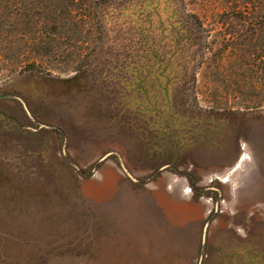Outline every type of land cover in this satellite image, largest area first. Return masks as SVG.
Instances as JSON below:
<instances>
[{"label":"rangeland","instance_id":"rangeland-1","mask_svg":"<svg viewBox=\"0 0 264 264\" xmlns=\"http://www.w3.org/2000/svg\"><path fill=\"white\" fill-rule=\"evenodd\" d=\"M230 1L185 0L195 48L148 63L128 25L0 0V264H264V78L230 50L262 31Z\"/></svg>","mask_w":264,"mask_h":264},{"label":"trees","instance_id":"trees-1","mask_svg":"<svg viewBox=\"0 0 264 264\" xmlns=\"http://www.w3.org/2000/svg\"><path fill=\"white\" fill-rule=\"evenodd\" d=\"M41 4L42 21L57 28H65L75 19L72 15L76 12H82L78 19L97 22L104 27L106 31L103 35L106 39L112 35L109 29L117 25L132 27L136 32V40L140 43L139 52L148 63L157 55L165 54L154 45L155 39L160 35L170 37L172 53L179 54L185 50L189 53L191 48H195L194 43L198 39L195 29L201 26L197 15L183 12L185 0H41ZM164 22L171 26V30L167 33H153V24L161 25ZM230 27L252 28V34L244 35L248 39L243 38L249 41L255 40L258 29H261L262 34L256 39L259 41L258 45L250 42L246 47L244 43H239L230 46V50L234 54L239 53L234 57L237 61L247 60V57L250 59L252 56V66L256 69L253 74L259 79L264 78V0H231ZM192 56L193 59L196 58V55Z\"/></svg>","mask_w":264,"mask_h":264},{"label":"water","instance_id":"water-1","mask_svg":"<svg viewBox=\"0 0 264 264\" xmlns=\"http://www.w3.org/2000/svg\"><path fill=\"white\" fill-rule=\"evenodd\" d=\"M104 159H106V156L105 157H103L101 160H100V162H102ZM99 162V163H100ZM163 169H165V167L164 168H162V169H160L159 171H158V173L160 172V171H162ZM127 173V172H126ZM157 173V174H158ZM127 175L130 177V175L127 173ZM134 182H137L136 180H134V179H132ZM211 222V219H210V221L206 224V226H205V230H204V234H203V243H202V246L204 247V240H205V233H206V228H207V225L209 224Z\"/></svg>","mask_w":264,"mask_h":264}]
</instances>
